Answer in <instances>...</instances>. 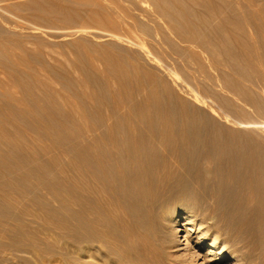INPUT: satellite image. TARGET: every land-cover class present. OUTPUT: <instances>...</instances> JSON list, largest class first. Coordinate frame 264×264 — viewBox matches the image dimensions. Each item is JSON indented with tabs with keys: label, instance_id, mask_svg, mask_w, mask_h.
Returning <instances> with one entry per match:
<instances>
[{
	"label": "rangeland",
	"instance_id": "obj_1",
	"mask_svg": "<svg viewBox=\"0 0 264 264\" xmlns=\"http://www.w3.org/2000/svg\"><path fill=\"white\" fill-rule=\"evenodd\" d=\"M191 116L264 163V0H0V209L75 182L79 149H173ZM254 243L240 264H264ZM12 247L0 264H29Z\"/></svg>",
	"mask_w": 264,
	"mask_h": 264
},
{
	"label": "bare ground",
	"instance_id": "obj_2",
	"mask_svg": "<svg viewBox=\"0 0 264 264\" xmlns=\"http://www.w3.org/2000/svg\"><path fill=\"white\" fill-rule=\"evenodd\" d=\"M185 121H173V149H79L75 182L43 184L8 209L1 197V249L12 245L29 264H196L205 251L240 264L243 247L264 245V207L250 204L263 198L264 163L256 149H221L207 124Z\"/></svg>",
	"mask_w": 264,
	"mask_h": 264
}]
</instances>
